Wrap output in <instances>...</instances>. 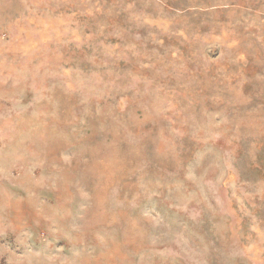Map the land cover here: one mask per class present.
<instances>
[{"label": "rangeland", "instance_id": "1", "mask_svg": "<svg viewBox=\"0 0 264 264\" xmlns=\"http://www.w3.org/2000/svg\"><path fill=\"white\" fill-rule=\"evenodd\" d=\"M36 261L264 264V0H0V264Z\"/></svg>", "mask_w": 264, "mask_h": 264}, {"label": "bare ground", "instance_id": "2", "mask_svg": "<svg viewBox=\"0 0 264 264\" xmlns=\"http://www.w3.org/2000/svg\"><path fill=\"white\" fill-rule=\"evenodd\" d=\"M85 168V167H84ZM88 169V168H87ZM105 169V168H104ZM85 171V170H84ZM110 171H112V170H110ZM90 172V171H89ZM93 172V171H92ZM99 174V173H98ZM96 177V176H95ZM108 179V178H107ZM109 181V180H108ZM98 195V194H97ZM18 206V205H17ZM17 208V207H16ZM19 208H21V207H19ZM22 210V209H21ZM20 210V211H21ZM23 211V210H22ZM52 208H48V207H43V208H41L40 210H38L36 213H35V217H36V219H39L41 216H44V215H46V217L48 216V217H52L51 216V214H52ZM21 214V213H20ZM29 214V213H28ZM18 215H19V213H18ZM25 215H27V214H25ZM23 217H25L24 215H22ZM18 217V216H17ZM47 217V218H48ZM104 217V216H103ZM33 218H34V216H33ZM55 218V217H54ZM100 218V216H98L97 214L95 215V217H94V219H93V221H92V223H97V222H99V220H101V219H99ZM40 220V219H39ZM18 221V223H17V228H19V229H22V227H23V224L19 221V220H17ZM16 221V222H17ZM25 222V221H24ZM89 222V221H88ZM15 223V222H14ZM26 228V227H25ZM22 231V230H21ZM20 234V233H19ZM39 261H36L35 262V264H41V263H38ZM34 263V262H33ZM32 263V264H33Z\"/></svg>", "mask_w": 264, "mask_h": 264}]
</instances>
